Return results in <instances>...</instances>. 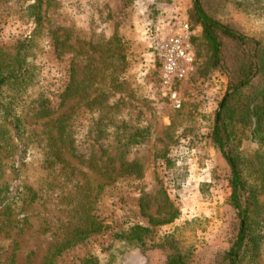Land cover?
<instances>
[{
  "label": "rangeland",
  "instance_id": "1",
  "mask_svg": "<svg viewBox=\"0 0 264 264\" xmlns=\"http://www.w3.org/2000/svg\"><path fill=\"white\" fill-rule=\"evenodd\" d=\"M32 2L0 0V71L34 27ZM191 5L41 0L20 128L0 115V264H163L155 245L167 234L193 264L226 250L235 227L229 167L208 135L228 71L205 72L209 52L197 38L175 108L151 48L155 30L186 21ZM230 18L250 35L264 24L236 9ZM239 154L260 221L264 142L248 137ZM240 264H264V236Z\"/></svg>",
  "mask_w": 264,
  "mask_h": 264
},
{
  "label": "trees",
  "instance_id": "2",
  "mask_svg": "<svg viewBox=\"0 0 264 264\" xmlns=\"http://www.w3.org/2000/svg\"><path fill=\"white\" fill-rule=\"evenodd\" d=\"M40 8L41 0L28 5L29 15L34 17L32 34L20 42L12 67L5 65L0 71V115L11 118L18 129L15 109L29 76L27 51L39 27ZM231 9L264 19V0H192L186 20L194 33L193 45L200 38L209 52L205 72L225 67L230 77L208 137L229 167L228 203L234 212L235 227L226 250L211 264H240L255 254L264 236V215L260 211V221L252 215L258 207L257 193L243 175L239 154L248 137L264 142V134L259 135L264 120V24L259 33L247 34L230 18ZM52 154L61 161L58 151ZM155 247L164 254L163 264H193L173 234L165 235Z\"/></svg>",
  "mask_w": 264,
  "mask_h": 264
},
{
  "label": "built area",
  "instance_id": "3",
  "mask_svg": "<svg viewBox=\"0 0 264 264\" xmlns=\"http://www.w3.org/2000/svg\"><path fill=\"white\" fill-rule=\"evenodd\" d=\"M151 43L162 95L178 108L181 100L177 87L185 82L194 68L193 30L186 21H175L167 29L155 30Z\"/></svg>",
  "mask_w": 264,
  "mask_h": 264
},
{
  "label": "crops",
  "instance_id": "4",
  "mask_svg": "<svg viewBox=\"0 0 264 264\" xmlns=\"http://www.w3.org/2000/svg\"><path fill=\"white\" fill-rule=\"evenodd\" d=\"M166 24V23H165ZM162 25H164V24H162ZM162 25H160V26H158L159 28H165V26H162ZM169 27V24L167 23V28Z\"/></svg>",
  "mask_w": 264,
  "mask_h": 264
}]
</instances>
